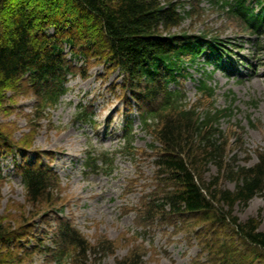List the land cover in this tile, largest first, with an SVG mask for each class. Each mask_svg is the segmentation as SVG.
Masks as SVG:
<instances>
[{
	"label": "trees",
	"instance_id": "obj_1",
	"mask_svg": "<svg viewBox=\"0 0 264 264\" xmlns=\"http://www.w3.org/2000/svg\"><path fill=\"white\" fill-rule=\"evenodd\" d=\"M189 1L192 6L199 4V0ZM221 2L223 14L237 23L240 32L263 35L264 0ZM179 4L178 0H0V113L7 116L6 109L18 97H32L40 115L56 107L67 93L75 61L81 67L99 64L108 73L117 72L121 91L129 92L136 106L146 108L140 111L142 124L161 121L156 131L157 191L144 202L148 209L140 224L151 226L155 218L169 224L168 216L177 217L185 223L179 222L180 227L174 223V229L193 236L207 264H264L260 220L241 222L234 216L236 206L245 208L264 194V155L253 165L229 167L225 154L232 143L219 129V121L232 116V96L231 104L222 109L186 104L181 84L191 78L198 60L208 64L213 59L217 69L221 53L227 52L222 50L225 41L216 37L172 32L184 21L177 11ZM197 90L207 99L214 96L206 80L198 81ZM78 116L88 123L84 110ZM34 131L30 126V133ZM124 132L131 148L132 136ZM30 143L28 137L20 143L12 140L0 124V160L15 151L14 160ZM40 157L32 164L26 158L15 164L33 205L50 204L58 187L57 177H49L53 172ZM98 161L89 153L86 168L97 169ZM211 163L218 174L207 179L203 171ZM227 179L234 181L233 190L222 187ZM4 181L0 162V182ZM46 212L44 223L56 222L50 247L44 245L49 231L36 230L28 219L18 226L0 221V264H34L42 254L51 256L48 263L87 264V255L93 252L74 224L60 217L63 209ZM199 224L202 228L196 231L194 226ZM99 247L101 254L112 249L108 242ZM134 256L130 264H142Z\"/></svg>",
	"mask_w": 264,
	"mask_h": 264
},
{
	"label": "rangeland",
	"instance_id": "obj_2",
	"mask_svg": "<svg viewBox=\"0 0 264 264\" xmlns=\"http://www.w3.org/2000/svg\"><path fill=\"white\" fill-rule=\"evenodd\" d=\"M178 1L177 11L184 21L172 32L216 37L225 41L222 50L227 52L221 53L217 69L213 59L208 64L203 58L198 60L190 80L181 84L186 104L202 110L222 109L231 104L232 96V116L219 121V129L232 143L225 156L233 170L253 165L259 155H264V30L259 38L240 32L237 23L223 14L221 0H199L198 6L189 0ZM74 66L77 68L68 77L67 93L56 107L40 115L32 97H18L14 106L12 103L6 109L7 116L0 113V124L12 140L20 143L28 137L31 141L27 151L15 155L14 160L15 151L0 160L6 176V181L0 182L1 223L18 226L28 219L36 230L49 231L44 245L50 247L56 222L49 220L47 226L42 214L62 208L60 217L70 220L90 251L96 253L87 255V264H130L132 254L136 263L142 264H207L193 236L174 229L175 224L180 227L177 217L168 216L169 224L158 218L151 226L140 224L148 209L144 202L157 191L155 158L160 145L156 131L161 128L160 119L142 124L140 111L146 108L136 106L130 93L121 91L117 72L108 73L99 64L81 67L78 61ZM84 69L87 72L82 74ZM203 80L214 90L212 99L198 93V81ZM83 110L88 123L78 116ZM125 130L132 136L131 148L125 142ZM89 153L103 160L92 171L85 163ZM39 155L53 172L49 177H57L58 187L50 204L40 201L33 205L26 198L15 164L22 158L32 164ZM46 155L52 157L51 162ZM104 159L110 161L108 167ZM217 174L212 163L203 171L207 179ZM234 184L227 179L222 187L233 190ZM234 216L241 222L258 218L259 229L264 232V194L254 197L245 208L236 206ZM200 225L194 226L196 231ZM106 242L112 249L99 253V246ZM40 257L42 260L34 264H53L48 263L51 256Z\"/></svg>",
	"mask_w": 264,
	"mask_h": 264
}]
</instances>
